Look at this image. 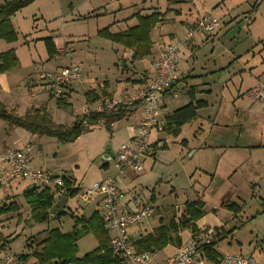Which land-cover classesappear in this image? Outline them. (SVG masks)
<instances>
[{"label": "rangeland", "instance_id": "rangeland-1", "mask_svg": "<svg viewBox=\"0 0 264 264\" xmlns=\"http://www.w3.org/2000/svg\"><path fill=\"white\" fill-rule=\"evenodd\" d=\"M106 3L109 4L106 9H98V12L94 11L95 13H93L95 14L94 17L102 14L101 17L82 18L83 15H90L93 8H99V6ZM71 4L79 7L76 9V13L68 15L64 19L68 13L67 7ZM153 5L161 12L167 8L165 0H115L112 2L110 0H37L24 8L13 20L19 37L18 42L15 44L17 55L24 64L31 60L39 67L36 72L31 67L34 71L28 76L29 81H27L28 79H25V81L18 79L16 84L12 86L14 91L18 89L19 94L24 97L20 107H13L12 104L9 107L3 105L5 109L7 111L10 108H14L12 109L14 111L18 109L19 115H23V117L32 116L34 105H31L32 107L28 111H24L27 101H33V99H30V92L25 89L27 84L28 86L37 84V76L41 73L52 72L68 66L72 63V60L76 61L81 53H88L86 61H82L81 64V78H87L90 74H93L94 77L113 78L117 74L114 63L119 62L121 52H113L111 46H115V44L94 35L96 25L102 26L107 20H111L110 11L118 9L121 12L118 18H122L126 14L137 11V8L147 10ZM199 10L202 12L200 7ZM204 11L205 14H211L219 21V27L210 34L214 36L213 39L210 38L196 48L193 73L201 74L202 77L194 80L188 79L187 84L188 86H197L201 82L210 83L213 81L219 87L221 80L227 79L228 76L231 77L236 71L230 68L224 74L218 72L205 75L204 69L208 66V63L213 64L215 62V66L220 67L227 60L229 54L235 57L241 56L242 59L249 61L251 64L260 62L262 43H259L258 37H264V24L260 19L254 21V24H248L246 19H241L242 16L237 18L236 14L233 15L236 18H229L218 10L213 12L211 9L205 8ZM165 18L174 20L173 22L177 23V26L180 25L178 21L182 20L173 13H167ZM170 22L172 21L168 22V26L171 25ZM33 31L36 33L33 34ZM113 31L117 32L119 29ZM44 36L55 38L60 46L64 40L68 39L71 42L69 45H73L72 54L71 51H68L67 55L66 50H61L52 59H48L43 43L35 44L36 37L41 38ZM31 38L34 41L25 42L23 45L24 39L30 40ZM194 41L193 43H197ZM0 45V48L5 50L6 44L0 42ZM34 75H36V79ZM37 86L40 88L34 87L30 91L37 92L38 95L35 96L34 100L43 105L40 109L45 110L52 124L70 128L77 118L85 114L83 109L87 105L80 89H77L78 92L74 96L67 99L64 106L58 108L55 101L51 99L47 86L38 84ZM43 87L44 89H42ZM117 97L120 96L115 98ZM175 106L176 104L171 103L169 105L168 103L166 113H170ZM210 114L211 112H205L201 114V117ZM0 123V147L4 146L1 143L2 141L7 144L8 140L16 135L21 136L19 142L22 146L28 143L35 152L38 151V145H41L48 159L56 158L59 163H62L64 168L62 171L75 175L76 179H73L71 175L64 173V176L71 183L72 180L74 181V186L77 188L90 186L104 177L122 176L113 168L115 157L112 159V156L116 154L117 147L129 142L131 122L127 119L116 122L113 125L114 132L111 134L100 123L96 125L97 127L95 126L96 128L90 129V131L83 133L69 143H62L47 136L31 134L25 129L8 125L3 120H0ZM238 128L237 126L222 127L218 126L216 121L209 122L207 119L197 118L185 125L178 137H162L167 148L156 150L153 157L146 159L143 173L125 183L124 177H128L127 172L121 177L122 179L120 178L117 181L122 188H124V184H127L129 189L127 191L132 194L134 201L140 205L153 206L154 208L171 205L183 206L186 202L203 200L208 211L217 210L216 219L224 225L219 232L223 233V238L217 242L214 248L215 251L220 255L232 253L251 256L259 263L264 264V254L262 252L264 247V206L262 205V201H264V176H261V173L258 172H249V167L230 175L231 172L226 168L229 157L219 162L221 165L216 170V157L199 148L203 143L216 140L224 142L236 140ZM183 139L186 141L185 146L180 144ZM240 139L243 140V136ZM105 156L111 160L105 159ZM103 164H108V169H104ZM214 172L215 176L213 178L212 174ZM22 186L23 189L15 190L12 187L10 192L6 191L5 195L11 194L12 197L5 200L4 198L1 199V193L3 192H0V205L15 203L18 207L16 213L7 212L0 215V235L6 242L5 247L0 250V254L8 252L16 257L26 255L27 257L23 263L33 264L35 259L32 255L37 251L38 242L46 236L47 230L57 228L61 232H69L73 226V220L69 216H61L59 219L50 217L47 223L34 224L30 220V210L21 196L22 192L29 186L26 183ZM232 188L237 190L236 194L232 195L230 192ZM152 197L156 198L155 203L150 202ZM226 197H229V199L225 200ZM127 199L128 194H126L125 203ZM225 201L234 202L241 206L242 210L236 218L233 217V213L219 207V204ZM67 207L66 211H72L75 215H87L92 208L91 205L86 207V204L81 202L77 196L68 198ZM129 208L131 209V207ZM182 210L183 208L179 207L177 216L180 215ZM164 214L167 218V213ZM209 214L202 223L206 226L213 222ZM208 228L213 234L214 229ZM134 229L138 230L140 228L135 227ZM229 232L231 234L228 235ZM77 245V256L82 257L96 247V241L92 235H87L78 241ZM161 255L162 253L158 252L156 256L159 259Z\"/></svg>", "mask_w": 264, "mask_h": 264}, {"label": "crops", "instance_id": "crops-1", "mask_svg": "<svg viewBox=\"0 0 264 264\" xmlns=\"http://www.w3.org/2000/svg\"><path fill=\"white\" fill-rule=\"evenodd\" d=\"M6 1H13V0H0V4ZM112 1L115 0H110V2ZM177 1L178 3L173 6L167 5L166 9H170L171 12L168 13L170 14L173 13L174 15H177L178 18H182V20L178 21L180 25L177 26V23L173 22L174 20L171 19L169 20L164 17L163 23L156 25L151 30V32L149 33V37L152 42L150 56L140 61L130 63V58H131L130 50H127L117 44H115V46H111L113 52L115 53L121 52V56L118 59L119 62L114 63V66L116 67L117 70L116 71L117 74L113 78H109V79H107L106 77L104 78L94 77L93 74H90L87 78L80 77L81 81L79 80L78 82H74L64 89L63 97L65 99V102L67 101V99H70L72 96H74L75 93L78 92L77 89H80L84 99H85L84 94L92 91L93 93L99 96V100L95 103H87L85 101V104L87 106L83 109V113L94 112L98 108V106L106 100H110L112 98H115L116 96L123 97L126 95H133L137 90L145 87L148 83V80L153 76V71L150 66L151 62L159 58L161 51L165 47L172 44L177 39L183 38L187 29L195 21H197L202 15L205 14L204 13L205 8H209L213 12L217 10L221 11L224 15H227L229 18L234 17L233 16L234 14H236L237 18L239 16H242L241 19L242 18L246 19L248 24L249 23L254 24L255 23L254 21H257L259 19L264 24V0H177ZM107 5L109 4L106 3L105 5L99 6V8L98 7L95 9L93 8V10L90 11V15L87 14H86L87 16L83 15L82 18L90 19L94 17L95 14L93 13L98 12V9H106ZM77 7H75L73 4L69 5V7H67L68 13L65 15L64 19H66L68 15H72L73 13H76L75 11ZM199 7L202 9V12L199 10ZM119 9L121 10V8ZM153 10L159 11V9L157 7H154V5L147 10L143 8H137V11H134L130 14H126L122 18H118L120 16L119 14H121V12L118 9L110 11L111 20H107L104 24H102V26L96 25L94 30L95 33L94 35L97 36V32L104 28H107L111 34L124 32L127 29L136 26L137 21L135 18H133V15L135 14H139L141 16L148 15L151 14ZM165 11H163L162 13H164ZM19 12H17L11 18L12 24L17 33V41L12 44H6L0 41L6 44L5 50H2L0 48V53L8 50H13L18 61L14 71L0 74V103L7 107H9L11 104L13 107H20L21 101L22 99H24V97L22 96V94H19L18 89H15L16 91H14L12 89V86L16 84V81L18 79H23L24 81L25 79H28L27 81H29L28 76L31 75V73H33L34 71L32 70L31 67L35 69V72L37 71L36 69H38L39 67L38 64L31 62V60L27 61L24 64L17 55V47L15 46V44L18 42L19 37H18L16 25L13 22V20ZM78 15L79 17H81L80 14ZM101 16L102 14H99L94 18H98ZM169 21H172L170 22L171 23L170 26H168ZM259 25L262 26L261 24ZM114 29H119V31L115 32L113 31ZM32 33L35 34L36 32L33 31ZM45 38H52L54 47L56 51H58L57 53H59L61 50H66L67 52L71 51L72 54V51L74 50L73 45H69V43L71 42L68 39L64 40L62 45L60 46L57 40L53 37L50 36L49 37L44 36L41 38L36 37L35 39L37 41L35 44L43 43L42 41ZM210 38L213 39L214 36L203 33L199 34L195 38L196 39L195 41L197 43H192L189 47L184 48L179 52L178 60L175 66L176 73L178 76V81L174 87L177 95L175 97H173L170 94L163 95L162 105L160 108V118H165L175 110L180 109L185 105L189 104V102L191 101L190 96L192 95L195 101H202V103H205V106L203 108L197 110L195 119L202 118V120L207 119L209 122L216 121L217 125L222 127H229V126L239 127L236 140L234 141L228 140L226 142L221 140H216L213 142L203 143V145L199 147L200 149L209 152L211 156L216 157L215 161L217 163L215 169L218 170L219 166L221 165L219 164V162L224 161L225 158L229 157V162L227 163L226 168L228 171L231 172L230 175L235 174L238 170H242L246 167H249L248 169L249 172H254V173L258 172L261 173V176H264V108L262 107V104H264V99H260L257 93L258 86L264 85V37H258L259 43L260 42L262 43L261 45L262 49L260 50V56H261L260 62L256 64H251L249 63V61H245V59H242L241 56L235 57L229 54L227 60H225V62H223L220 65V67H216L215 62H213V64L208 63V66L204 69L205 75L215 74L218 72L224 74L225 71L229 70L230 68H233L236 71L231 77L228 76L227 79L224 78L223 80H221L219 83V87H217V85L213 81L210 82L211 84L208 82H201L197 84V86H188L187 84L188 79L194 80L202 77L201 74L193 73L194 72L193 64H195L193 60H194L196 48H198L203 43L207 42ZM29 41L32 42L34 40L32 38L30 40L24 39L23 45L25 44V42L29 43ZM87 56L88 53L87 54L81 53L78 56L77 60L76 61L72 60L71 61L72 63H70L69 65L74 64L81 68L82 61H86ZM81 74H82V68H81ZM36 75H34L35 79H36ZM37 80H38L37 83L38 85H45L44 83L42 84L39 81V76H37ZM134 83L137 84L133 85ZM37 84H33L31 86H28L27 84V88L25 87L26 91L30 92V99H33V101H27L25 105L26 108L24 109V111H28V109H30L33 105L34 106L32 109L34 110L43 107V105H40L38 102H35L34 100L35 96L38 95L37 92L30 91V89L31 88L34 89V87L40 88L39 86H37ZM42 89H44V87ZM177 101L180 102L177 103ZM168 103L169 105L171 103L176 104V106L170 113H166V106ZM10 109L12 110L14 108H10ZM205 112H211V114L207 115L206 117H201V114ZM15 113L18 116H23V115H19L20 112L18 111V109H16ZM141 116H142L141 104L135 106L129 105L127 107L124 119H127V121L131 122L129 127V136H128L129 141H131V139L134 136L135 128L139 124L141 120ZM188 123L185 125H188ZM113 125H115V123H113L110 126V130H109L110 134L114 132ZM185 125L182 126L180 134ZM96 127L92 126L89 129H94ZM197 129L199 130L200 128ZM160 133H162V135H160ZM165 136L167 135L162 130L152 131L149 136V142L152 145H154L158 141L161 142L164 141L162 137ZM241 136H243V140L240 139ZM19 137L21 136L19 135L14 136L11 140L10 139L8 140L7 144H5L2 141L1 143L4 146L0 147V152L6 149L20 151L23 150L25 147H29L30 149L29 157L32 168L45 170L50 174L59 176L61 178L65 177L64 176L65 173L71 175L73 179H76L74 174L66 173L67 171L65 172L62 171V169H64L62 167V163H59V161H57L56 158L48 159L47 154L45 153V150L44 148H42L41 145H38L39 146L37 148L38 151L35 152L32 150L30 144L28 143L22 146L21 143L19 142L21 140L19 139ZM182 142H184V144H182ZM180 144L185 146L186 145L185 139H183L180 142ZM117 148L115 153L117 152ZM166 148L167 145L165 144V149ZM115 155L116 154L112 156V159H114ZM147 158L149 157H144L141 160L143 167V171L141 173L144 172V163ZM105 159L111 160L109 157L106 156ZM243 165L245 166L243 167ZM103 168L108 169V164H103ZM216 173L218 172L216 171ZM139 174L140 173L128 172V177L127 176L124 177L126 181L125 183H127V181H131L135 179ZM214 176H215V172L212 174L213 178ZM121 177H118V175H115L114 177L108 176L99 179V181L105 178H114L118 185L117 180H119ZM24 184L25 182L13 183L10 188L1 191L3 192L1 193L2 194L1 199L3 200L4 198L5 200L9 197H12L11 194L5 195V192L6 191L10 192L12 190L11 189L12 187L15 190L23 189L22 185ZM26 185L29 186L28 187L29 189H31V186L29 184L26 183ZM74 185H75L74 181L72 180L71 187L77 188ZM118 188L124 192L125 198H126V194H128V199L126 203L123 201L121 209L136 211L141 207L147 206V205H140L139 203H136L134 201L132 194L129 191H127L129 190L127 184H124V188L118 185ZM54 191L59 192V190H54ZM230 192L233 195L236 194L237 190L235 188H232L230 189ZM76 196L78 197V194ZM227 198L229 199V197H226L224 199L227 200ZM155 199H156L155 197H152L150 199V202L155 203L154 202ZM67 200L65 203V209L68 208ZM198 200H200L204 204V208H203L204 216L196 222L195 225L197 226V228L200 230H208L209 229L208 227H211L213 229L214 228L222 229L224 225L222 224L221 221L216 219L217 210L212 209L208 211L205 208V202H203V200L201 199ZM100 202H101L100 197H96L92 199L86 205V207L91 205L92 208L90 213L83 216L89 217L94 211L98 212V214L100 215ZM234 204L237 205L236 203ZM129 207H131V209ZM179 207L183 208V206H179V205H171V206H163V207L157 206L155 208L152 206V208L154 209V213L152 217L144 225L140 226L139 227L140 229L138 230L134 229L135 227L128 228L127 234L129 236L131 243H133L140 237H143L147 234L154 232V230L159 226L160 219L166 220L169 216H171L170 214H175L176 217H178L177 210L179 209ZM158 209L161 211H156ZM164 213H167V218H165ZM208 213H210L209 217L213 219V222H210L211 224L206 226L202 223L205 221L204 219L208 215ZM81 215H76V216H81ZM190 235L191 234L188 230L182 231L179 234L181 241L180 245L187 242L188 239L190 238ZM176 248L177 247L168 245L165 248H163L161 251L155 252L156 255L158 252L162 253L159 259L156 256L157 261H163L167 256L171 255Z\"/></svg>", "mask_w": 264, "mask_h": 264}, {"label": "trees", "instance_id": "trees-1", "mask_svg": "<svg viewBox=\"0 0 264 264\" xmlns=\"http://www.w3.org/2000/svg\"><path fill=\"white\" fill-rule=\"evenodd\" d=\"M35 1L36 0H13L0 4V41L6 44H12L17 41V33L11 18L17 12L30 6ZM165 1L168 6H173L178 3L177 0ZM168 12H171L170 9H166L164 13L153 10L152 13L148 15L141 16L135 14L133 18L137 21L136 26L124 32L113 34H111L107 28H104L97 32V36L130 50V63L140 61L151 55L152 42L149 33L156 25L163 23L164 17ZM42 42L48 59H52L58 52L54 47L52 38H45ZM17 63L18 61L13 50L0 53V74L14 71ZM136 84L137 83H134L133 85ZM63 96L64 91L59 99L54 100L58 108L62 105L64 106L66 103ZM84 96L87 103H95L99 100V96L92 91L85 93ZM190 99L191 101L189 104L175 110L165 118H162L164 124L161 130L167 136H179L182 126L194 120L197 110L205 106V103H202V101H195L192 95ZM139 104L140 103L135 102L130 105L135 106ZM128 106L119 107L118 111L114 114L96 112L85 113L80 118H77L70 128H64L52 124L48 114L43 109H35L32 116L23 117L18 116L14 110L7 111L3 104L0 103V120L7 122L8 125L25 129L31 134L47 136L55 138L62 143H69L77 139L83 133L90 131V127L100 123L109 131L113 123L124 119ZM162 143L163 145L158 148L155 144L150 146L152 154L149 156L145 155L144 157H153L156 150H164L165 143L163 141ZM182 144H184V142H182ZM62 179L65 192L60 193V191L32 187L31 189L27 188L21 194L25 204L30 210V220L34 224L47 223L50 217L59 219L61 216H69V218L73 220V226L69 232L62 233L57 228L49 231L47 230L46 236L38 242V249L32 255L35 259L33 264H122L117 257L113 256L108 247L110 238L108 235L109 233L98 212L94 211L89 217L83 215L76 216L72 211L67 212L66 209L68 208L64 209L59 214L49 213L54 203L60 197H65L66 200L68 198H74L80 190L79 188L72 189L71 182L66 177ZM262 205L264 206V201H262ZM219 207L233 213L234 218H236L237 214L242 210L241 207L229 201L222 202ZM203 208L204 204L200 200L186 202L178 217H176L175 214H170L171 216L166 220L160 219L159 226L154 232L134 241L132 246L135 252L155 253L161 251L168 245L179 247L181 243L179 234L182 231L188 230L191 235L200 231L195 224L204 216ZM17 211L18 207L15 203L0 205V215L7 212L16 213ZM156 211L161 210L158 209ZM220 231L221 228H214V232L211 235V243L205 248L204 255L209 262L207 264H218L222 256L214 249L217 242L223 238V233H219ZM229 234H231V232H229L228 235ZM87 235L93 236L96 241V247L85 253L82 257H78L77 243ZM5 245L6 242L0 235V250L3 249ZM262 252L264 254V247L262 248ZM26 257L25 255L17 258L20 261L22 259L21 262L23 263Z\"/></svg>", "mask_w": 264, "mask_h": 264}, {"label": "built area", "instance_id": "built-area-1", "mask_svg": "<svg viewBox=\"0 0 264 264\" xmlns=\"http://www.w3.org/2000/svg\"><path fill=\"white\" fill-rule=\"evenodd\" d=\"M219 26V21L210 14L202 15L186 31L181 39L165 47L159 58L150 64L153 76L147 85L137 90L133 95L112 98L104 101L94 111L96 113H116L119 107L140 103L142 116L140 123L135 128L131 141L121 144L116 152L113 167L119 175L127 172L141 173L143 171L141 160L152 154L149 136L152 131H161L164 120L160 118V108L164 94L173 97L177 95L175 85L178 81L176 62L179 52L189 47L199 34H211ZM68 55V52L66 53ZM81 77L79 66L71 64L52 72H43L39 80L44 83L50 97L59 99L66 87L78 82ZM258 97L264 99V85L257 89ZM264 108V104H262ZM88 113V112H87ZM156 147H161L162 142H156ZM30 149H6L0 152V192L11 187L13 183L25 182L31 187L59 190L65 192L63 179L50 174L42 169L31 167ZM74 189V187L72 188ZM100 197V217L109 233L108 247L122 264H207L209 263L204 253L205 248L211 243L209 230H200L191 235L189 240L177 247L173 254L163 261H157L156 254L152 252L136 253L127 234L130 227L144 225L153 215L154 209L144 206L136 211L121 209L125 194L118 188L114 178H105L93 183L89 187L79 190L78 198L84 204ZM0 264H23L16 256L3 252L0 254ZM218 264H261L251 256L225 253Z\"/></svg>", "mask_w": 264, "mask_h": 264}, {"label": "water", "instance_id": "water-1", "mask_svg": "<svg viewBox=\"0 0 264 264\" xmlns=\"http://www.w3.org/2000/svg\"><path fill=\"white\" fill-rule=\"evenodd\" d=\"M32 188V187H31ZM66 198L60 197L52 206L49 213L59 214L65 209Z\"/></svg>", "mask_w": 264, "mask_h": 264}]
</instances>
